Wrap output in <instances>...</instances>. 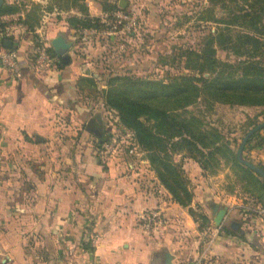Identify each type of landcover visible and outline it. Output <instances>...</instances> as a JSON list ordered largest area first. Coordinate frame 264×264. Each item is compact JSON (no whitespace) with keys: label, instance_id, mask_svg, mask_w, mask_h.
Returning a JSON list of instances; mask_svg holds the SVG:
<instances>
[{"label":"crops","instance_id":"1","mask_svg":"<svg viewBox=\"0 0 264 264\" xmlns=\"http://www.w3.org/2000/svg\"><path fill=\"white\" fill-rule=\"evenodd\" d=\"M32 1L44 5V0ZM14 2L22 9L7 16L19 17L24 25L31 6L6 0ZM42 5L34 32H13L9 50L17 55L19 74L0 65V264H155L157 256L167 257L168 264L199 258L202 264H264V220L246 211L243 216L240 210L246 206L231 197L225 224L206 255L200 254L199 239L183 235L178 247L173 238L160 239L142 228V215L157 206L167 217L174 211L189 229L195 223L187 210L164 203L144 154L133 159L98 156L104 139L88 125L102 131V119L91 117L99 106H86L80 87V79L99 67L90 58L98 42L80 43L77 31L59 14L48 15ZM92 10L91 16L102 18L99 4ZM60 35L73 42L69 64L57 59L51 47ZM118 35L126 37L111 34L113 43ZM41 43L54 54L48 53L44 68L37 63ZM254 149L249 157L264 166V144ZM204 193L196 194L194 205H202L209 194ZM213 202L221 204L212 197L209 209ZM234 223L238 231H233Z\"/></svg>","mask_w":264,"mask_h":264},{"label":"rangeland","instance_id":"2","mask_svg":"<svg viewBox=\"0 0 264 264\" xmlns=\"http://www.w3.org/2000/svg\"><path fill=\"white\" fill-rule=\"evenodd\" d=\"M22 1L32 7L34 5L39 7L42 5L32 0ZM72 1H75V3H72ZM122 1L128 4L125 7V11L120 5ZM92 2L95 5L99 4L100 8L102 5L115 4L121 9L112 14L102 12V19L109 27V29L104 31L113 36L120 32L121 29V24L116 14H135L140 23L138 33L131 36L124 35L126 37L122 38L119 34L116 36L114 43L111 41L110 34L99 36L91 43L92 45L98 42L99 47H93V55H90V58L98 62L99 67L97 71L90 70L89 73L82 77L83 82L80 83V87H82L81 101L85 102L86 106L93 107V110L95 105L99 106V111L93 113L91 117L96 121L102 119L103 139H108V136L113 131L126 128L121 123L118 112L106 106V91L109 81L120 77L168 80L169 77L180 74L194 75L195 73L191 69L187 70L186 68L188 65L187 51L202 49L203 45L208 42L209 37L215 35L217 31H225L227 33L226 40L232 38L233 41H237L241 33H249L236 26L226 27L222 24L229 19L232 15L231 13L235 10L238 11V8H243L242 3L237 4L234 1L230 2V0H224V4L221 1H218L217 4L216 2L212 3L211 0H44V5L42 6L44 7L43 11L48 13V15L56 18L59 17L57 16L59 14L62 20L65 19L67 21L76 13H79L78 10H80L81 6H89L88 10L91 11L93 9L92 11L94 12L95 5H92ZM224 5L226 6L224 7ZM258 30L260 34L253 35L263 37V22ZM261 42H264V37L261 38ZM35 43L39 42L35 41ZM228 46L230 47L229 44ZM213 47L216 50V58L219 61H229L235 65L239 61H246L245 57H237L226 49H222V45L219 46L215 43ZM260 55L259 60L264 65V48ZM191 60L194 61L193 59ZM204 76L208 77V74ZM210 103L212 104H208L204 99H199L195 105L188 108V111L202 119L206 124L204 129H218L228 139L237 140V151L246 136L245 131L249 123L256 118L260 124L264 123L263 106L227 105L211 101ZM84 131H86V124L83 125V130H81L80 134L82 135ZM252 150H255L254 147L244 150L243 157L258 166L257 157H249L252 155L249 154V151ZM141 152L148 160V153L142 150ZM173 161L180 165L189 182V189L194 196L192 205L190 208H183L175 203L170 193L156 176L159 183L158 187L165 190L168 196L165 197L159 188L157 192L167 206L176 204L187 210L188 214L189 209H193L197 215L209 217L211 222L203 227L204 222L200 217L197 222H194L195 229H189L190 227L186 226V224H180V218L177 221L174 211L167 217L163 209L157 206L146 211L140 218V223L143 226L149 222L155 223L149 229L142 228L160 239L173 238L178 242L175 243L178 247H180V237L183 235H187L185 236L187 238L199 239L201 243L200 254L202 255L205 251V244L209 239L205 236L204 231L208 227L213 226V217L209 209L212 197L221 202L222 205L229 207L232 204L227 201L228 197L233 198L236 203H242L246 207L253 206L255 201L246 192L245 184L241 181L244 178L243 173L240 169H233L226 161H221L218 166L209 170L203 169L195 159L185 152L174 154ZM186 162H191V165L186 167ZM193 166H196V171H193ZM260 179L264 180L261 177ZM249 186L252 187V185ZM205 191L209 194L202 198V205H194L196 194H205ZM153 213H158L159 215L155 221H152ZM183 229H186V232ZM192 233H194V236ZM164 247L162 245L160 249H164Z\"/></svg>","mask_w":264,"mask_h":264},{"label":"trees","instance_id":"3","mask_svg":"<svg viewBox=\"0 0 264 264\" xmlns=\"http://www.w3.org/2000/svg\"><path fill=\"white\" fill-rule=\"evenodd\" d=\"M218 1L224 4V0H211L216 4ZM233 1L242 3L243 8L231 13L229 19L222 24L226 27L236 26L249 33H241L237 41H233L232 38L226 40L225 31H217L209 37L202 49L187 51L186 68L191 69L194 75L180 74L171 76L168 80L120 77L109 81L106 91V106L117 111L121 123L135 133L140 149L148 153L150 169L174 202L183 208H190L194 196L184 171L173 161L174 154L180 152L195 159L205 170L214 169L221 161H226L233 169H240L244 176L240 179L245 184L246 192L255 201L253 206L264 209V180L238 161L237 140L228 139L218 129H204L206 124L202 119L188 111L199 99H204L208 104H212L211 101L227 105L264 107V65L259 60L264 48V42H261L264 35H253L260 34L258 28L264 23V0H230ZM101 8L105 14L121 10L115 4L102 5ZM21 9L22 5L18 2H5L0 10V33L6 26L2 18L17 14ZM31 9L32 13L23 20L28 32H34L40 7L34 5ZM78 11L80 16L74 15L67 19L68 24L76 31L92 29L102 33L109 29L102 18L90 15L88 7L81 6ZM13 42L12 37L2 38L0 55L9 51L7 43L13 46ZM215 43L237 57H245L246 61H239L237 65L229 61H219L213 47ZM48 53L54 57L52 49H48ZM81 82L83 79H80ZM259 125L261 124L257 118L252 120L245 135ZM262 133L264 127L250 137L244 150L252 148V143L255 148L262 147ZM248 161L253 164L251 160ZM258 166L264 170L263 165ZM240 212L243 216L247 214L244 209ZM189 214L194 222L201 217L203 227L211 222L209 217L199 216L193 209H189ZM249 214L256 215L251 212ZM226 233L231 234L229 231Z\"/></svg>","mask_w":264,"mask_h":264},{"label":"built area","instance_id":"4","mask_svg":"<svg viewBox=\"0 0 264 264\" xmlns=\"http://www.w3.org/2000/svg\"><path fill=\"white\" fill-rule=\"evenodd\" d=\"M116 17L119 19V23L121 24L120 32L123 35L131 36L133 34L138 33V29L140 26L139 19L135 14L122 15L116 14ZM3 23L6 25L4 31L0 33L1 38L8 39L12 37L13 32H19L20 34H24L27 31V27L20 23L19 17L15 16H5L2 18ZM108 32L99 33L96 30L92 29H83L77 31L78 40L83 44H91L95 38L100 35H109ZM111 36V34L109 35ZM37 53V63L40 68L47 67L50 62V57L48 54V46L46 43H41V45L36 50ZM0 65L12 70L16 75L19 74V64L17 61V55L14 51H7L0 55ZM98 156L103 160L115 159L118 157H129L130 159L138 158L141 156L142 152L138 142L136 140L135 133L132 130L127 128H120L118 131H113L108 136V139H104L101 147L98 149ZM132 162V161H130ZM130 164L129 162L127 165ZM246 212H251L256 214L257 216L263 218L264 220V209L255 206L243 207ZM158 213H153L152 221H155ZM155 225V223L149 222L144 224L145 229H149ZM221 232V227L214 228L208 227L204 234L209 239L205 244V255L209 253L210 248ZM94 242V241H93ZM203 258H199L197 261H194L191 264H202Z\"/></svg>","mask_w":264,"mask_h":264},{"label":"water","instance_id":"5","mask_svg":"<svg viewBox=\"0 0 264 264\" xmlns=\"http://www.w3.org/2000/svg\"><path fill=\"white\" fill-rule=\"evenodd\" d=\"M6 0H0V10L2 9V7L4 6ZM125 2L122 1L120 3L121 7L124 8L125 7ZM7 47L11 48V43H7ZM51 47L54 50L57 59L61 60L63 63L65 64H69L70 63V56H69V51L70 49L73 47V42L68 41L64 36L60 35L58 37H56L55 39H53V41L51 42ZM91 124V123H90ZM90 124L88 125V130L93 133L96 137H98L99 139H103V133L100 129H94L90 126ZM264 127V123L257 126L256 128L252 129L243 139L242 143L239 146V149L237 151V159L238 161L250 168L254 173H256L257 175H259L260 177H262L264 179V170H262L259 166L250 163L249 161H247L244 157H243V151L244 148L247 145V142L249 141L250 137L257 132L258 130H260L261 128ZM210 209L212 211V215H213V225L214 227L217 229L219 227H222L225 224V220L227 218L228 215V207L225 205H221L219 203H215L213 202L210 205ZM239 225L234 223L232 224V229L233 231H238L239 229ZM155 264H168V258L165 257L164 260L160 259L159 256H157L156 260H155Z\"/></svg>","mask_w":264,"mask_h":264},{"label":"flooded vegetation","instance_id":"6","mask_svg":"<svg viewBox=\"0 0 264 264\" xmlns=\"http://www.w3.org/2000/svg\"><path fill=\"white\" fill-rule=\"evenodd\" d=\"M93 128V127H92Z\"/></svg>","mask_w":264,"mask_h":264}]
</instances>
